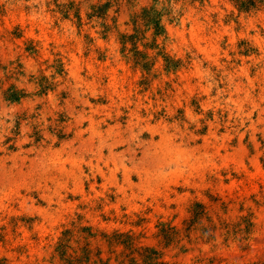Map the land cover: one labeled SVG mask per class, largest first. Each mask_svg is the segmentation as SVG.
Returning a JSON list of instances; mask_svg holds the SVG:
<instances>
[{"label": "rangeland", "instance_id": "obj_1", "mask_svg": "<svg viewBox=\"0 0 264 264\" xmlns=\"http://www.w3.org/2000/svg\"><path fill=\"white\" fill-rule=\"evenodd\" d=\"M0 264H264V0H0Z\"/></svg>", "mask_w": 264, "mask_h": 264}]
</instances>
